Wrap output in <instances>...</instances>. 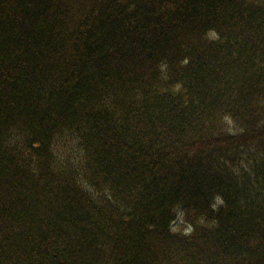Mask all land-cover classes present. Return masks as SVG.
I'll return each mask as SVG.
<instances>
[{"label": "trees", "instance_id": "16d2710c", "mask_svg": "<svg viewBox=\"0 0 264 264\" xmlns=\"http://www.w3.org/2000/svg\"><path fill=\"white\" fill-rule=\"evenodd\" d=\"M0 264H264V0H0Z\"/></svg>", "mask_w": 264, "mask_h": 264}, {"label": "rangeland", "instance_id": "374dc122", "mask_svg": "<svg viewBox=\"0 0 264 264\" xmlns=\"http://www.w3.org/2000/svg\"><path fill=\"white\" fill-rule=\"evenodd\" d=\"M179 226H180V221L178 220L172 225L174 229H179ZM188 230H190V228L185 229V231H188Z\"/></svg>", "mask_w": 264, "mask_h": 264}]
</instances>
